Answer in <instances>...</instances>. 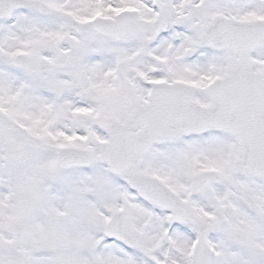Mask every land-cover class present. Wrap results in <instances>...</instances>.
Returning <instances> with one entry per match:
<instances>
[{"label":"snow or ice","instance_id":"obj_1","mask_svg":"<svg viewBox=\"0 0 264 264\" xmlns=\"http://www.w3.org/2000/svg\"><path fill=\"white\" fill-rule=\"evenodd\" d=\"M0 264H264V0H0Z\"/></svg>","mask_w":264,"mask_h":264}]
</instances>
